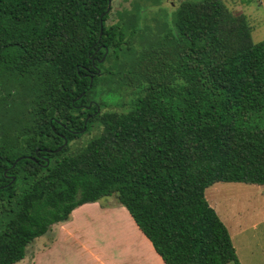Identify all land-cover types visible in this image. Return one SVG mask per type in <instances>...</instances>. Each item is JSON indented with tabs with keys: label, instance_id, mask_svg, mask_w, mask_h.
Returning a JSON list of instances; mask_svg holds the SVG:
<instances>
[{
	"label": "trees",
	"instance_id": "1",
	"mask_svg": "<svg viewBox=\"0 0 264 264\" xmlns=\"http://www.w3.org/2000/svg\"><path fill=\"white\" fill-rule=\"evenodd\" d=\"M109 1L0 0V264L106 198L163 264H239L204 191L264 186V40L221 0Z\"/></svg>",
	"mask_w": 264,
	"mask_h": 264
},
{
	"label": "crops",
	"instance_id": "2",
	"mask_svg": "<svg viewBox=\"0 0 264 264\" xmlns=\"http://www.w3.org/2000/svg\"><path fill=\"white\" fill-rule=\"evenodd\" d=\"M217 184L204 194L214 212L207 199L224 191ZM46 234V244L35 248L30 264H163L126 210L116 203L82 204L66 221L50 226ZM232 247L239 264H264V255L239 256Z\"/></svg>",
	"mask_w": 264,
	"mask_h": 264
},
{
	"label": "rangeland",
	"instance_id": "3",
	"mask_svg": "<svg viewBox=\"0 0 264 264\" xmlns=\"http://www.w3.org/2000/svg\"><path fill=\"white\" fill-rule=\"evenodd\" d=\"M182 1L200 0H113L111 7L112 10L133 8L139 23L152 27L156 23H167ZM221 2L230 12L246 17L253 44L264 40V0H255L248 5H242L239 0H221ZM97 131L95 125L88 128L79 138V143L94 137ZM217 186L224 191L209 199L210 190H207V200L212 202L217 217L232 237V244L238 255H264V186L240 183H218ZM100 201L114 203L112 198ZM47 240L48 234L35 239L25 249L24 258L15 264H30V256L35 248H40Z\"/></svg>",
	"mask_w": 264,
	"mask_h": 264
},
{
	"label": "water",
	"instance_id": "4",
	"mask_svg": "<svg viewBox=\"0 0 264 264\" xmlns=\"http://www.w3.org/2000/svg\"><path fill=\"white\" fill-rule=\"evenodd\" d=\"M109 5H110V1L109 0H107V9L106 10H108L109 9ZM91 79L89 78V81H90ZM98 111V108H96V112ZM84 123H85V121H84ZM63 144H65V141L63 142Z\"/></svg>",
	"mask_w": 264,
	"mask_h": 264
}]
</instances>
